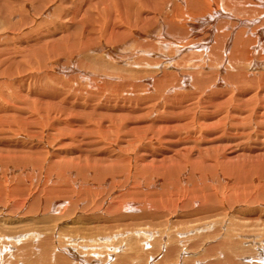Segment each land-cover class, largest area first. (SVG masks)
<instances>
[{
    "label": "rangeland",
    "instance_id": "374dc122",
    "mask_svg": "<svg viewBox=\"0 0 264 264\" xmlns=\"http://www.w3.org/2000/svg\"><path fill=\"white\" fill-rule=\"evenodd\" d=\"M6 1L10 4L7 3V7L3 5V12H5V15H3L4 20L0 19V49H6L4 53L3 51H0V105H3L4 95L5 97L12 98L10 101L11 103L7 101L11 108H16L19 106L18 109L21 108L22 111H26L25 115L27 116H29V113L31 112L32 115L37 114L41 118L47 117V123L58 121V126L59 123L60 125L61 123L64 124V122L65 124L69 123V130L75 129V131L73 130V137L75 139L70 136L67 137L68 135H66L65 139H63V137L57 138V140L53 139L54 142L52 141L49 147H47H51L47 151L54 155L52 160L58 163L52 172L51 183L47 186L52 188L51 185L55 184V193L52 194V197L57 199V201H60V206L55 205L53 209L50 210V212H44V201L47 203L51 202V198H46L45 196L48 195L51 197V193H45L48 187L42 186V179H40L41 177L38 178L37 174H35V177L32 178L33 180L31 182H21V186L19 187H23L22 189L24 193L26 192L25 194H27L23 196V199L28 200V202L26 201V203L21 207L15 206L12 208L16 201L19 199L22 201V198H17V200L15 197L9 196V190L11 187H13V185L16 184L17 180L14 182L11 181L10 183L9 179L11 176L8 175V181L5 182L4 180L3 182V176L0 173V238H2L3 235L9 234L13 236L15 235V237H23L22 239L18 240L11 238L9 241H7V243L6 241H3V244L6 243L7 246V250H3V264L5 263L4 261H6V264L14 263V261L16 262L15 264H29L33 262V256L35 257V254H37L41 249H44L46 245H49V247H45L48 248V250L56 252V254L59 252L53 264H58L59 258L66 259L67 261L71 260L73 263L75 262V264H186V262L187 264H195L194 262H196V264H208L213 263V261L216 262L215 264H220L221 262L229 264V261L234 263L235 260L237 261H235L234 264L240 261V264H244L245 259H249V261L246 260L245 264H257L258 262L256 259L260 258L257 256L264 253L261 252V246L263 245L262 242L264 241V225H261L262 221L254 220L251 224V227L246 228V231H239L237 226L234 224L240 222L241 225H239V227H244V225H242V219H248L257 215V212L255 211L257 210L256 205H258L262 211V216L260 217L261 220L264 218V201H261V198H258V195H256L259 192L256 188L257 186H262L264 189V155L261 156L264 154V150H262V148L264 149V124H262L263 127L261 126L263 129L259 130L258 136H256V125L254 123V120L255 122L258 120L262 121V118L260 117L262 114L258 113L257 117L256 115L252 116L251 122L248 124H246L244 119H242L243 121H237L239 123L236 124V129L230 133V135H236L237 138H235L234 135H232L233 138H231L228 131H219L217 135L211 134L214 135L212 138L210 137L206 140L203 138V141H205L203 142L205 143L204 147L199 148L197 146L196 148L193 140L194 137L195 139H198L199 136H192V139H190L191 141L187 140V137H189V131L192 129L200 132V128H198L196 125V120L201 119L200 115L207 116L211 113L215 114L217 112V106L219 109L224 110L225 102H234L236 95L238 96L240 92H243L246 88H248V91L253 89L247 98H256L251 102L245 100L243 101L244 104L248 103L251 105L252 102H258L260 104V108L263 106L264 81L262 83L263 85L261 82L264 80V74L261 73H264V1L207 0L208 5L207 3L205 7L201 5L203 8L195 4L193 5L191 3H187L189 0H122L124 2L121 0H92L90 3L88 2L89 0ZM129 1L131 2V5L130 3L127 5V2ZM209 2L211 5H209ZM124 4L126 8H124ZM125 9L127 12H123L126 11ZM207 11H209L211 14ZM127 14L128 16H126ZM75 16L79 17L76 18ZM21 17L25 18V21H22ZM17 20H20L21 22H18ZM5 21L14 23L17 27H20L18 26L19 24H23L21 31H9ZM75 28L78 30L75 37H72L71 33H65L64 29L73 30ZM60 29L64 33H61ZM243 36L244 40L242 38ZM43 37H51L52 40L56 37L54 39L56 41L61 37L66 41H75V43H78H74L72 46L71 44L65 46L63 40H61V45L62 42L64 45H62L64 51L61 54H58V56L53 57L51 52L53 50L49 49L50 40H45L47 41L48 50L46 49L44 51V54H42L40 59L44 61V65L42 63L40 64V62L35 57L30 58L31 60L29 61L34 68L35 66H38L42 69L24 70V68L21 70L18 67L16 69L12 68L13 70H10L8 68V65H11L13 61L17 63L19 61L21 63L22 59H20V50L23 49V46L21 45L22 41H26L25 39L28 40L31 38L30 40L36 39L35 42H38L37 39H39V41H43ZM248 40H250L251 43L248 42ZM85 41H88V43H85ZM80 43L82 45H80ZM234 44L237 46L243 44L245 47L244 53L246 54L243 55L244 57L246 56V59L242 57V60L234 61L235 64H233L234 62L229 63L227 60V58H229L230 52H232V48L230 47H233ZM109 51H112L113 54L110 57H107L106 52ZM226 51L227 53L225 54ZM2 56L3 58H1ZM90 56L93 57L92 64H90L92 60ZM42 57H45V60H43ZM46 58H48V61ZM53 58L55 59L53 60ZM86 58L89 59L87 60ZM94 58L101 61V63L97 62V60H94ZM9 61L12 62L10 63ZM94 61L97 62L96 65L94 64ZM104 63L108 64L105 65ZM24 64L26 67H28V62H25ZM222 65L224 66L220 68ZM45 66L47 68H43ZM229 66L232 68H229ZM239 69L243 75L241 77H237L236 75V72ZM46 73L48 74L49 79L46 77V82L44 83L50 85L52 89L56 87V92L59 90L57 94L54 92V100L53 98L51 100V97L48 100L44 99L45 101H40L39 99L38 101H40V105L35 99H31L29 102H27V100L24 102L19 99V102L18 98L14 95L16 94L15 91L12 90H15L17 87L20 93H23V91L25 93H29L30 90L32 91L36 89L35 87L41 86L43 84L42 82L45 80L42 81V75L44 76ZM50 73L52 74L50 75L52 78L49 76ZM230 75L236 76L231 78ZM260 75L263 77L260 78ZM23 77H27L31 80L25 81ZM250 79L253 80L252 84H250ZM214 92H218V95H214ZM256 93L261 94V96H259L260 98H257ZM56 95L57 97H55ZM58 102H60L61 105H58L60 104ZM209 102H212V104ZM222 104H224V107H219ZM22 105L23 107H21ZM230 105L227 109V112L230 108H233L235 105H237V103L234 102V104L231 105L232 107H230ZM59 106L62 107L58 108ZM115 106L117 107L114 108ZM105 107H110L113 111L109 112ZM63 108L64 111L62 113ZM32 110L33 112H36L33 113ZM57 110H59L61 113H59ZM122 110L124 112H122ZM52 111L55 113L52 114ZM37 112L40 113L38 114ZM45 112H51V114L49 115L47 113L45 115ZM176 112H178L179 116L176 114ZM73 113L75 118H73L71 115ZM62 114H65L66 116L64 115V117ZM175 114L178 116H175L177 117L175 120L183 125H174L176 126V132L174 133L173 130L170 129L171 133H173L177 139H179V141H172L176 149H171H173L174 152L179 150L182 153L188 151L189 148L187 147H193V149L190 150V158H187L186 156L183 157L182 155L180 157L181 160H183L182 163L179 158L178 162L180 164L175 163L174 165V161L171 160L174 157V153H166V160L164 159L159 161V150L162 145H165H161V143H163V136L159 133V120L162 122L163 119L171 118ZM99 115H103L101 116L102 118ZM0 118L3 117L0 116ZM66 118L70 122H68ZM106 118L109 119L107 120ZM216 118L219 121L223 120L219 125L231 120L229 114H223V116H218ZM63 119L64 122L60 121ZM2 123L3 121L0 122V124ZM184 123L186 124L184 125ZM240 123L243 124L240 125ZM63 126L64 125H61L59 127L62 129ZM101 126L106 128L109 132L106 129H103ZM37 129L38 127L36 128V132L39 131ZM32 130L34 129L32 128ZM102 132H104L107 137L106 135H103ZM53 133H55V131H53ZM110 133L112 134L111 136ZM23 134L27 135L25 132H23ZM83 134H85V136ZM16 135V133L11 134L13 138H10L14 139V137H17ZM21 138L28 140L27 137ZM80 138H84V140ZM241 139H243L245 142H247L249 139V142L243 143ZM37 140V135L36 138L33 137L32 139L28 140V142L32 145L31 151L33 152L29 154H35L36 150H38L39 147H35L38 143ZM184 141L185 144L182 145V142ZM187 141L190 143H187ZM2 142L3 140L1 139L0 143ZM70 142H74V144H71ZM198 142H201V139H199ZM211 142H214V144L211 145ZM253 143L256 144L253 145ZM219 145L225 149L224 153L221 146ZM207 147H210V150L217 149L218 147V151L222 152L220 153L215 151L213 153H208L206 159H210L212 157V160L211 162L207 161L206 163L213 164V159L216 158L217 163L223 166L224 161H227L226 165H229L227 169L232 168V171L235 173L237 172L235 175L237 176V179L235 177L234 179L231 176H225L220 167H217L215 171L214 168L211 170L209 168L204 169L206 172H212L213 170L216 173V175H213L212 178L209 177V174L201 175L202 173L200 174V172L194 173L195 177L191 178L194 164L200 163V160H205V157L202 159L199 158V155H197L198 151L205 150ZM0 148H2L3 153L9 152L13 149H15V151L18 153L23 151L22 147L17 146L16 148H12L9 146V144H3V146H0ZM52 148L53 150H51ZM171 149L169 150L171 151ZM250 151L252 153H250ZM203 155H205V153H203L202 156ZM244 155L248 156L245 157ZM43 156H45V154H43ZM257 157L259 158L257 159ZM129 158L130 161H134L132 164V169L126 167L130 164V162H127ZM86 159L91 162L87 163L85 161ZM163 161L165 162L162 163ZM168 161H170V163ZM184 161H188L189 163ZM71 162V168L68 166L65 167V169H62V166H66V163ZM93 162H100L96 164L106 168L109 172H112V166L117 162L118 164L115 165L119 167L114 166L118 168L116 175L114 173L112 176L104 177L100 175L99 177L96 174L97 172L93 169V166H91L95 165ZM81 163H83V165L79 166ZM60 164L61 166H59ZM88 164L90 171L87 168ZM166 165L174 166L173 168L176 167L175 173L173 171L174 175L172 173L171 176V174L168 173V177H166L160 172L159 176L153 175V168L159 171L158 168ZM255 165L257 167L256 169ZM84 166L87 167L84 168ZM262 167L263 169H261ZM179 168H183L184 170L182 171ZM128 169L135 171H132V174V172H130ZM217 169H220L219 172H217ZM0 170H2V168H0ZM12 170L15 174L12 177L17 178L19 176V173L16 171L17 169L15 170L12 167L11 171ZM170 171L172 170H169L168 172ZM30 172H32V170L29 169L27 171L25 170L24 173L26 175ZM125 172H127L128 175ZM177 176H179L180 182L183 183L182 186L181 183L179 187L175 185L174 179H176ZM202 176H206L208 178L203 180ZM214 176L220 178L217 179ZM223 176H225V178ZM214 178L215 180L217 179L219 181L221 179L222 181L218 182L216 180V183ZM163 180L166 182L170 181V185L168 183L166 186ZM173 180L174 186L171 183ZM6 183L7 186H5ZM215 183L219 185L216 186L214 185ZM249 184H252V186L250 187ZM164 185L166 187L164 188L166 193H164L162 189ZM242 186H244V188ZM238 187H240V189L242 188L243 191L242 189H238ZM3 188H5V192H3ZM244 189L247 191L245 192ZM88 190H90V192ZM240 191L242 192L239 193ZM233 192H237L234 197ZM18 193H20L22 197V191ZM20 194L18 196H20ZM220 194H222V197H224L222 198ZM208 195L212 197L213 201L215 199L219 200L220 204H218L219 206L217 205V212L211 215L197 212L196 207L204 204ZM238 196L239 198H237ZM256 196L257 199L255 198ZM33 197H35L38 201L34 207L35 209L33 208L30 210L29 204L33 201ZM229 197L234 199V202L232 201L233 203H228L226 201ZM253 197L255 198L254 201L252 199ZM188 199H191L190 202L192 200L194 201V199L195 201L198 200L197 204L192 206L191 203L187 202L189 201ZM236 201H238V203ZM244 202L247 204L244 205ZM234 203H236V207ZM120 204L121 206H119ZM184 204L185 206H188L187 204L191 205H189V208L192 212L189 213H192L191 215H193V217H199L204 214L201 216V220L205 217H209L210 221H212L211 223H217L222 217L220 219L222 224H220V226L215 224L208 225L206 222H191L188 224L190 220L182 218V225H186L184 228H182L183 226L180 225L170 229L169 227H163V230V223L168 222L171 224V222H174V220L176 221L177 219H180L181 212L185 211V209H183ZM248 204H251L250 207ZM111 205L113 208H111L110 212L108 208L111 207ZM118 207L119 209L124 208L122 209V212H120L121 209L119 210ZM221 207L224 208L222 209ZM239 207L242 208L244 214L243 211L240 210L241 208L238 209ZM253 207L255 209H253ZM189 208L186 210L190 211ZM244 208L247 211H245ZM155 210L156 212H154ZM216 214L220 215V217ZM222 214H225V217ZM238 214L240 216H238ZM231 215L233 217H231ZM119 216H122L125 222H116L120 219L118 218ZM148 216H150V218H148ZM108 219H117L114 222L112 221L115 225L111 231L109 230L110 228L107 229L108 224H105L109 221ZM215 219L217 220L215 221ZM96 222H101L103 224L102 227L104 229L98 231L99 233L103 232L100 236H94L95 233H93V229H95L93 227L97 225ZM127 223L134 225V227L130 230L127 228L124 229V226L127 225ZM147 223L152 225L154 223L155 224L154 227L147 228V226H145ZM213 225H215V227H211ZM260 225L263 228H260ZM222 226L223 228L221 229ZM142 227H145L146 229L140 230ZM185 227L186 229H189L187 233L184 234L185 239H183L184 237L182 236V231H185L183 230ZM228 231H231L233 235L230 232L228 235ZM177 234H180V237H175ZM212 235L213 240L211 242ZM226 236L234 237V240L237 242L233 241L234 245H228ZM255 236H261V238L259 239ZM45 237H47V239L49 238L48 241H44ZM197 237H201L203 240ZM219 237L220 239H218ZM219 240L224 241L220 243ZM179 242L181 245H183L180 247V250L184 247V250H181L180 252L177 250L179 249ZM209 242L211 243L210 245H208ZM225 242L226 244H224ZM188 243L191 245L189 246ZM222 243L224 244V247L222 246ZM238 243H240L241 247L237 245ZM174 244H176V246ZM217 244L220 245V249L217 248ZM27 245H32V248L35 247L32 254L29 252ZM231 245L236 247L234 248ZM226 246L228 252L225 254L226 250L224 248ZM24 248L25 250H23ZM236 248H238V250ZM212 249L215 251L218 249V252L216 253L212 251ZM234 249L236 253H233ZM252 250H254V252H249ZM238 251L239 253L242 252L241 256L237 253ZM229 254H232L231 256L233 257L235 256V260L230 257ZM77 255H81L80 258ZM238 255L241 258H245L239 259ZM250 255H252V259ZM212 256H214V259L216 257L218 259L216 258L215 260H211ZM227 256L230 258L229 260H226ZM232 259L233 261H231ZM250 259L252 261H250ZM208 260L209 262H207ZM66 262H64V264H67ZM261 264H264V262H261Z\"/></svg>",
    "mask_w": 264,
    "mask_h": 264
},
{
    "label": "bare ground",
    "instance_id": "6f19581e",
    "mask_svg": "<svg viewBox=\"0 0 264 264\" xmlns=\"http://www.w3.org/2000/svg\"><path fill=\"white\" fill-rule=\"evenodd\" d=\"M10 1V0H9ZM44 1V0H43ZM122 1V0H121ZM124 1H126V0H124ZM124 1H122V2H124ZM143 1V0H142ZM264 1V0H263ZM89 3L90 2H92V0H89L88 1ZM108 2V1H107ZM193 2V3H192ZM215 2V1H214ZM10 4L9 2H7L6 0H0V19H2V20H4L3 19V15H5V12H3V7L4 6H6L7 7V5L8 4ZM84 3V2H83ZM119 3V2H118ZM128 3V4H127ZM126 4L127 5H129V3H130V5H131V2L129 1V2H127ZM159 3V2H158ZM165 3V2H164ZM177 3V2H176ZM187 3H191V4H195V5H197V6H204L205 7V5H206V3H207V0H189V2H187ZM186 3V4H187ZM12 4V3H11ZM42 4V3H41ZM179 4V3H178ZM182 4V3H181ZM252 4V3H251ZM4 5V6H3ZM207 5H208V3H207ZM209 5H211L210 4V2H209ZM212 5H213V3H212ZM259 5V4H258ZM12 6V5H11ZM133 6V5H132ZM189 6H192V5H189ZM201 6V8H203ZM261 6V5H260ZM13 7V6H12ZM22 7V6H21ZM141 7H142V5H141ZM208 7V6H207ZM9 8V7H8ZM15 8V7H14ZM122 8V7H121ZM124 8H126V6H125V4H124ZM190 8V7H189ZM11 9V8H10ZM85 9V8H84ZM208 9H209V7H208ZM13 10V9H12ZM15 10V9H14ZM123 10V9H122ZM126 10V9H125ZM201 10V9H200ZM199 10V11H200ZM210 10V9H209ZM216 10H218V9H216ZM248 10V9H247ZM254 10V9H253ZM29 11V10H28ZM177 11V10H176ZM215 11V10H214ZM8 12V11H7ZM60 12V11H59ZM82 12V11H81ZM123 12H127V10L126 11H123ZM203 12V11H202ZM205 12V11H204ZM208 13H210L209 11H207ZM78 13H79V11H78ZM84 13V12H83ZM214 13V12H213ZM7 14V13H6ZM206 14V13H205ZM211 14V13H210ZM9 15V14H8ZM94 15V14H93ZM182 15V14H181ZM20 16H21V13H20ZM126 16H128V14L126 15ZM171 16V15H170ZM200 16V15H199ZM208 16V15H207ZM206 16V17H207ZM259 16V15H258ZM24 17V16H23ZM76 17V16H75ZM77 17H79V16H77ZM76 17V18H77ZM202 17V16H201ZM10 18H12V17H10ZM81 18H82V16H81ZM211 18V17H210ZM217 18V17H216ZM258 18V17H257ZM21 19H22V21H25V18H22L21 17ZM174 19V18H173ZM209 19V18H208ZM219 19V18H218ZM8 20V19H7ZM194 20V19H193ZM203 20V19H202ZM18 21V20H17ZM20 21V20H19ZM18 21V22H19ZM210 21V20H209ZM4 22V21H3ZM13 22V21H12ZM16 22V21H15ZM21 22V21H20ZM249 23V22H248ZM5 24H6V26H8V30L9 31H21V27H22V25L23 24H19L18 26H20V27H17V26H15L16 24H14V23H11V22H6L5 21ZM69 24V23H68ZM72 24V23H71ZM198 24V23H197ZM254 24V23H253ZM26 25V24H25ZM24 25V26H25ZM215 25V24H214ZM5 26V25H4ZM5 26V27H6ZM145 26V25H144ZM260 26V25H259ZM142 27V26H141ZM217 27V26H216ZM37 29V28H36ZM159 29V28H158ZM244 29V28H243ZM61 30V29H60ZM65 30V33H71V36L72 37H75L76 36V32L78 31L77 30V28H75V29H64ZM72 30V31H71ZM245 30V29H244ZM190 31V30H189ZM246 31V30H245ZM237 32V31H236ZM55 33V32H54ZM61 33H64V32H62V30H61ZM146 33V32H145ZM57 34V33H56ZM110 34V33H109ZM187 34V33H186ZM240 34H242V33H240ZM245 34V33H244ZM243 34V35H244ZM60 35V34H59ZM67 35H70V34H67ZM44 36V35H43ZM53 36V35H52ZM160 36V35H159ZM246 36V35H245ZM54 37V36H53ZM241 37V36H240ZM247 37V36H246ZM48 38H51V37H48ZM47 37H43V41H39V39H37L38 40V42L36 41L35 42V40H30L31 38H29L28 40L27 39H25L26 41H22V44H21V42H20V44L23 46V49L22 50H20V56H21V58L20 59H22V61H21V63L18 61V63L17 62H15V61H11L12 62V64L11 65H8V68L11 70L12 68L14 69H16V68H18L19 67V69H21V70H23L24 68V70H27V69H33V70H39V69H42V68H39L38 66L36 67L35 66V68L31 65V62H29L31 59L30 58H36L39 62H40V64L42 63L43 65H44V61H42V60H40L41 59V56H42V54H44V51L47 49V41H45V40H50V44H49V49H51V50H53V51H51L52 52V56L54 57V56H58V54H61L64 50H63V42H64V44H65V46H68V45H70L71 44V46L72 45H74V43H75V41H66L64 38H59V40L57 39V41L56 40H52V38L51 39H48ZM231 38V37H230ZM243 38V40H244V36L242 37ZM251 38V37H250ZM253 38V37H252ZM42 39V38H41ZM68 39V38H67ZM69 39H70V37H69ZM68 39V40H69ZM71 39H74V38H71ZM167 39V38H166ZM217 39V38H216ZM61 40H63V42H62V45H61ZM154 40V39H153ZM218 40V39H217ZM231 40V39H230ZM251 40V39H250ZM250 40H248V42H250L251 43V41ZM54 41V42H53ZM56 41V42H55ZM91 41V40H90ZM113 41V40H112ZM158 41V40H157ZM231 41H233V40H231ZM88 43V41H85V43ZM214 42V41H213ZM239 42V41H238ZM238 42H237V44H238ZM253 42V41H252ZM76 43H78V42H76ZM75 43V44H76ZM81 43H82V41H81ZM80 43V45H82ZM84 43V44H85ZM168 43V42H167ZM175 43V42H174ZM240 43V42H239ZM242 43V42H241ZM244 43H245V41H244ZM256 43V42H255ZM19 44V45H20ZM83 44V45H84ZM249 44V43H248ZM260 44V43H259ZM20 45V46H21ZM78 45V44H77ZM246 45H247V43H246ZM250 45V44H249ZM254 45V44H253ZM21 46V47H22ZM70 46V47H71ZM222 46V45H221ZM220 46V47H221ZM20 47V48H21ZM219 47V48H220ZM0 48H1V44H0ZM87 48H88V46H87ZM157 48V47H156ZM218 48V47H217ZM230 48H232V52H230V55H229V58H227V60L229 61V63H232V62H234V61H236V60H242V57L243 58H245L243 55L245 54L244 53V49H245V47L243 46V44L242 45H236V44H234L233 45V47H230ZM246 48H247V46H246ZM65 49V48H64ZM72 49V48H71ZM249 49V48H248ZM254 49H255V47H254ZM5 50L6 49H0V51L2 52L3 51V53L5 52ZM48 50V49H47ZM74 50H76V49H74ZM231 50V49H230ZM217 51V50H216ZM253 51H255V50H253ZM0 52V53H1ZM252 52V51H251ZM258 52V51H257ZM107 53V57H110L113 53H112V51H109V52H106ZM227 53V51L225 52V54ZM15 54V53H14ZM13 54V55H14ZM45 54H48V53H45ZM248 54V53H247ZM5 55H7V54H5ZM51 55V54H50ZM246 55V54H245ZM11 56V55H10ZM15 56V55H14ZM70 56V55H69ZM248 56V55H247ZM261 56V55H260ZM45 57H46V55H45ZM44 57V58H45ZM81 57V56H80ZM1 58H3V56L1 57ZM43 57H42V59L43 60H45ZM49 58V57H48ZM48 58H46L47 59V61H48ZM70 58V57H69ZM90 58L92 59L93 57H91L90 56ZM10 59H11V57H10ZM9 59V60H10ZM18 59V58H17ZM50 59V58H49ZM55 58H53V60H54ZM76 59V58H75ZM87 60L89 59V58H86ZM98 59H99V57H98ZM112 59V58H111ZM129 59V58H128ZM127 59V60H128ZM246 59V58H245ZM26 60V61H25ZM35 60V59H34ZM52 60V59H51ZM81 60V59H80ZM94 60H97L96 58H94ZM100 60H102V59H100ZM140 60V59H139ZM28 62V67H26L25 66V62ZM33 61V60H32ZM92 61H93V59L91 60V63L90 64H92ZM223 61V60H222ZM261 61V60H260ZM8 62V61H7ZM10 62V61H9ZM10 62V63H11ZM97 62H100L101 63V61H99V60H97ZM97 62H95L94 61V64L96 65L97 64ZM224 62V61H223ZM9 63V64H10ZM81 63V62H80ZM85 63V62H84ZM212 63V62H211ZM228 63V64H229ZM23 64H24V66H23ZM51 64V63H50ZM105 65H107L108 63H104ZM110 64V63H109ZM223 64V63H222ZM233 64H235V62L233 63ZM27 65V64H26ZM38 65H39V63H38ZM42 65V66H43ZM53 65V64H52ZM102 65V64H101ZM232 65V64H231ZM239 65V64H238ZM51 66V65H50ZM72 66V65H71ZM91 66V65H90ZM103 66V65H102ZM224 65H222V66H220V68L221 67H223ZM52 67V66H51ZM43 68H47L46 66L45 67H43ZM50 68V67H49ZM57 68V67H56ZM103 68H105V67H103ZM229 68H232V67H230L229 66ZM12 69V70H13ZM72 69H74V68H72ZM234 69V68H233ZM20 70V71H21ZM50 70V69H49ZM79 70V69H78ZM98 70V69H97ZM119 70V69H118ZM223 70V69H222ZM231 70V69H230ZM86 71V70H85ZM206 71H207V69H206ZM209 71V70H208ZM24 72H26V71H24ZM228 72V71H227ZM237 72H239V73H237ZM236 72V75H237V77H241V76H243L242 75V73H241V70L239 69L238 71ZM23 73V72H22ZM31 73V72H30ZM215 73H216V71H215ZM13 74V73H12ZM24 74V73H23ZM33 74V73H32ZM35 74V73H34ZM98 74V73H97ZM261 74H264V73H261ZM11 75V74H10ZM36 75V74H35ZM50 75H52L51 73L49 74V76ZM236 75H230V77L232 78L233 76H236ZM26 76V75H25ZM28 76V75H27ZM32 76H34V75H32ZM72 76V75H71ZM264 76V75H263ZM262 76V77H263ZM29 77V76H28ZM31 77V76H30ZM40 77V76H39ZM44 77V78H43ZM48 78V74L46 73L44 76L42 75V81L43 80H45V81H43L42 83V85L41 86H37V87H35L36 89H34V90H30V92L27 94V93H25L24 91H23V93L21 92H19V89H17V87H16V89L14 90H12V91H15V93L16 94H14L15 95V97H17L18 98V100L20 99L21 101H26L27 100V102H29V100H31V99H35V100H39L40 99V101L41 100H44V99H46V100H48L50 97V99L52 100V98H53V100H54V92L57 94V92L59 91H57L56 92V87L54 88V89H52L51 88V86L50 85H48V84H46V83H44V82H46V79L45 78ZM260 78H262L261 77V75L259 76ZM24 78V77H23ZM50 78H52V76H50ZM236 78V77H235ZM33 79H34V77H33ZM40 79H41V77H40ZM49 79V78H48ZM246 79V78H245ZM24 80L25 81H27V80H31V79H29V78H27V77H25L24 78ZM240 80V79H239ZM247 80V79H246ZM36 81V80H35ZM49 81V80H48ZM198 81H200V80H198ZM250 81H251V83L250 84H252V79H250ZM249 81V82H250ZM263 81L264 80H262V82H261V84L263 83ZM24 82V81H23ZM59 82H60V80H59ZM197 82V81H196ZM243 82V81H242ZM246 82V81H245ZM244 82V83H245ZM27 83H29V82H27ZM26 83V84H27ZM34 83H36V82H34ZM219 83V82H218ZM254 83V82H253ZM32 84V83H31ZM33 85V84H32ZM263 85V84H262ZM8 86V85H7ZM11 86V85H10ZM29 86H30V84H29ZM220 86V85H219ZM251 86V85H250ZM261 87V86H260ZM61 89V88H60ZM248 88H246L243 92H240V94L237 96L236 95V99H235V101L234 102H236L237 103V105H235L233 108H230L229 110H228V112H227V109L229 108V105L231 104H234V102H232V101H227V102H225V109L224 110H221V109H219L218 108V106L216 107V109H217V112L215 113V114H213V113H211L210 115H207V116H205V115H200L201 116V119H199V120H196L195 122L197 123L196 125L198 126V128H200V132H197L195 129H192V130H190L189 131V137H187V140H190V139H192V136L194 137V136H199V138L197 139H195V137H194V140H193V142L195 143L194 145L196 146V148H197V146L199 147V148H202V147H204L205 146V143H203V142H205V141H203V138H205V140L206 139H209L210 137L212 138V137H214V135H217V133L220 131V132H226V131H228L229 132V135H230V133H232L233 132V130L234 129H236V127H237V123H239V122H237V121H239V120H242V119H244L245 121H246V124H248V123H250L251 122V118H252V116H254V115H256V117L258 116V113H261L262 115L260 116L261 118H262V121H260V120H258V121H256L255 122V120H254V123H255V125H256V130H255V134H256V136H258V132H259V130H261V129H263L262 127L264 126H262V124H264V103H263V106L260 108L259 107V103L258 102H252V104L251 105H249L248 103L247 104H244V102L243 101H245V100H248L249 102H251L252 100H254L255 98H252V97H250V98H247V97H249V95L251 94V92H252V90H250V91H248L247 90ZM20 94H19V93ZM262 92V91H261ZM14 93V92H13ZM59 93H61V92H59ZM212 94V93H211ZM214 95H218V92H214L213 93ZM255 94V93H254ZM257 94V98L259 97V96H261V94H258V93H256ZM50 95V96H49ZM95 95V94H94ZM213 95V96H214ZM235 95V94H234ZM243 96V97H242ZM55 97H57V95L55 96ZM217 97H219V96H217ZM260 98V97H259ZM264 98V97H263ZM263 98H262V100H263ZM147 99H149V98H147ZM231 99H233V98H231ZM238 99V100H237ZM12 100V98H10V97H5L4 95H3V105H0V116L1 117H3V118H0V122H2L3 121V123L2 124H0V142H1V139L3 140V142L2 143H0V146H3V144H9V146L10 147H12V148H16L17 146H20V147H22L23 148V151L21 152V153H18V152H16L15 151V149H13V150H11V151H9V152H5V153H3V151H2V148H0V168H2V170H0V173L2 174V176H3V182H4V180H5V182H7L8 180H7V178H9L8 177V175H10L11 177H10V179H9V181H10V183H11V181L12 182H14L15 180H17V182H16V184L15 185H13V187H11L10 188V190H9V196L10 197H15L16 199L18 198H22L21 200L22 201H20V199L18 200V201H16V203L12 206V208L13 207H15V206H23L25 203H26V201L28 202V200H26V199H23V196L24 195H27V194H25L24 193V191H23V187L21 188V187H19V186H21V182H31L33 179V177H35V174H37V176H38V178H40V179H42L41 180V183H42V186H47V185H50V183H51V179H52V172H53V170L55 169V167L58 165V163H56V161H53L52 160V157L54 156L52 153L50 154V152L49 151H47L48 149H50V148H47V147H49V145L52 143V141H53V139L54 140H57V138H60V137H63V139H65V136L66 135H68L67 137H72V138H74L73 137V130L75 131V129H73V130H69L70 128V124L68 123H66L65 124V122H64V119L63 120H60V121H63L64 122V124L63 123H61V125H64L63 126V128L61 129L59 126H61L60 125V123H59V126H58V124H57V122H51V123H47V117H45V118H41L40 116H38L37 114L36 115H32V113L30 112L29 114V116H27V115H25L26 114V111H22L21 110V108L20 109H18V107H16V108H11L9 105H8V102L9 103H11L10 101ZM20 100H19V102H20ZM64 100H66V99H64ZM170 100V99H169ZM8 101V102H7ZM40 101H38L39 102V105L41 104L40 103ZM45 101V100H44ZM56 101V100H55ZM70 101V100H69ZM261 101V100H260ZM264 101V100H263ZM262 101V102H263ZM35 102V101H34ZM54 102V101H53ZM65 102V101H64ZM47 103H48V101H47ZM49 103H50V101H49ZM57 103V102H56ZM58 103H60V102H58ZM63 103V102H62ZM71 103V102H70ZM93 103H94V101H93ZM129 103V102H128ZM167 103V102H166ZM184 103V102H183ZM210 103V102H209ZM240 103V104H239ZM261 103V102H260ZM22 104V103H21ZM38 104V103H37ZM52 104V103H51ZM55 104V103H54ZM95 104V103H94ZM98 104V103H97ZM118 104V103H117ZM210 104H212V102L210 103ZM38 105V106H39ZM49 105V104H48ZM53 105V104H52ZM56 105V104H55ZM58 105H61V103L60 104H58ZM65 105V104H64ZM68 105V104H67ZM108 105V104H107ZM230 105V107H232ZM28 106V105H27ZM54 106V105H53ZM63 106V105H62ZM62 106H59L58 108H60V107H62ZM102 106V105H101ZM178 106V105H177ZM21 107H23V105L21 106ZM48 107V106H47ZM46 107V108H47ZM67 107V106H66ZM72 107V106H71ZM89 107V106H88ZM92 107V106H91ZM117 106H115L114 108H116ZM219 107H224V104H222V105H220ZM27 108V107H26ZM69 108V107H68ZM75 108V107H74ZM86 108V107H85ZM109 112H112L113 110H112V108H107V107H105ZM113 108V109H114ZM174 108V107H173ZM29 109H31V108H29ZM33 109V108H32ZM78 109V108H77ZM90 109V108H89ZM100 109H102V108H100ZM188 109V108H187ZM45 110V109H44ZM66 110H67V108H66ZM69 110V109H68ZM132 110V109H131ZM173 110H175V109H173ZM58 112H59V110H57ZM63 111H64V108L62 109V113H63ZM77 111V110H76ZM176 111V110H175ZM32 112H33V110H32ZM36 112V111H35ZM35 112H33V113H35ZM53 112V111H52ZM65 112H67V111H65ZM74 112V111H73ZM107 112V111H106ZM121 112V111H120ZM122 112H124L123 110H122ZM174 112V111H173ZM38 114L40 113V112H37ZM44 113V112H43ZM49 115L51 114V112L49 113V112H47ZM46 112H45V115L47 114ZM55 112H53L52 114H54ZM59 113H61V112H59ZM71 113V112H70ZM70 113H68V114H70ZM81 113H82V110H81ZM175 113V112H174ZM66 114V113H65ZM64 114V115H65ZM78 114V113H77ZM101 114V113H100ZM108 114V113H107ZM176 114L178 115V112H176ZM174 115L173 117H171V118H167V119H163V121L161 122V120H159L160 121V123H159V133L163 136V140H162V142L163 143H161V145L162 144H165V145H162V147L160 148V153H159V161H161V160H166V158H165V154L166 153H174V157L171 159L172 161H174V165H175V163H179L178 162V159L183 155V157L184 156H186L187 158H190V150H192L193 149V147H187V148H189L188 149V151H185V152H180L179 150V152L178 151H173V149H171V148H174V149H176L175 148V145L173 144V142L175 141V140H177V141H179V139H177V137L173 134L174 132H176V126H174V125H178V124H180V122H178V121H176L175 119H177V117L179 116H177V115ZM185 114V113H184ZM223 114H229V116H230V118H231V120L230 121H226V123H223L222 125H219V124H221L222 123V121H219V120H217V118L216 117H218V116H223ZM44 115V116H45ZM48 115V116H49ZM63 114H62V116H64ZM72 116L74 115V113L73 114H71ZM83 115V114H82ZM53 116H55V115H53ZM66 116V115H65ZM64 116V117H65ZM100 116V115H99ZM101 116H103V115H101ZM100 116V117H101ZM108 116V115H107ZM172 116V115H171ZM175 116H177V117H175ZM184 116V115H183ZM81 117V116H80ZM84 117V116H83ZM55 118V117H54ZM60 118V117H59ZM69 118V117H68ZM70 118L72 119V117L70 116ZM73 118H75L74 116H73ZM99 118V117H98ZM102 118V117H101ZM259 118V117H258ZM257 118V119H258ZM51 119V118H50ZM67 119V118H66ZM107 119V118H106ZM109 119V118H108ZM107 119V120H108ZM186 119V118H185ZM222 119V118H221ZM255 119V118H254ZM70 120V119H69ZM95 120V119H94ZM155 120V119H154ZM175 120V121H174ZM227 120V119H226ZM56 121V120H55ZM67 121H68V119H67ZM115 121V120H114ZM114 121H113V123H114ZM118 121V120H117ZM125 121V120H124ZM234 121V122H233ZM243 121V120H242ZM68 122H70V121H68ZM79 122V121H78ZM82 122V121H81ZM109 122H111V121H109ZM116 122V121H115ZM193 122H194V120H193ZM73 123V122H72ZM71 123V124H72ZM96 123V122H95ZM104 123V122H103ZM108 123V122H107ZM112 123V124H113ZM121 123V122H120ZM123 123V122H122ZM81 124V123H80ZM116 124V123H115ZM186 123H184V125H185ZM243 123H240V125H242ZM39 125V126H38ZM78 125V124H77ZM93 125V124H92ZM114 125V124H113ZM154 125V124H153ZM180 125H183V124H180ZM254 125V124H253ZM55 126H56V128H55ZM81 126V125H80ZM84 126V125H83ZM124 126V125H123ZM245 126V125H244ZM262 126V127H261ZM38 127V129L37 130H39L38 132H36V128ZM100 127V126H99ZM102 128H103V126H101ZM115 127V126H114ZM122 127V126H121ZM189 127V126H188ZM32 128L34 129V130H32ZM58 128V129H57ZM79 128V127H78ZM87 128V127H86ZM150 128V127H149ZM57 129V130H56ZM103 129H106V128H103ZM170 129H172L173 130V133H171V131H170ZM83 130V129H82ZM107 130V129H106ZM253 130V129H252ZM53 131H55V133H53ZM72 131V132H71ZM87 131V130H86ZM85 131V132H86ZM104 131V130H103ZM108 131V130H107ZM107 131H106V133H107ZM213 131V132H212ZM23 132H25V134H27V135H24L23 134ZM97 132V131H96ZM109 132V131H108ZM177 132H178V130H177ZM239 132V131H238ZM242 132V131H241ZM261 132V131H260ZM17 134L16 136L17 137H14V139H12L13 137L11 136V134ZM79 133V132H78ZM80 133H81V129H80ZM79 133V134H80ZM83 133V132H82ZM103 133V135H106L104 132H102ZM188 133V132H187ZM235 133V132H234ZM247 133V132H246ZM93 134V133H92ZM108 134V133H107ZM211 134H214V135H211ZM24 135V136H23ZM36 135H37V138H38V143H37V145L35 146V147H39L38 148V150H36V152H35V154H29V153H33L32 151H31V144L28 142V140H30V139H32L33 137L34 138H36ZM74 135H75V133H74ZM84 136H85V134H83ZM112 134L110 133V136H111ZM180 135V134H179ZM223 135V134H222ZM232 135H234V134H232ZM232 135H230V137L231 138H233V136ZM89 136V135H88ZM95 136H97V135H95ZM155 136V135H154ZM238 136V135H237ZM248 136V135H247ZM2 137V138H1ZM6 137V138H5ZM10 137H12V138H10ZM21 137H27V139L28 140H24V139H22ZM91 137V136H90ZM103 137V136H102ZM106 137H107V135H106ZM234 137L235 138H237L236 137V135H234ZM249 137V136H248ZM117 138V137H116ZM216 138V137H215ZM240 138V137H239ZM243 138H246V137H243ZM26 139V138H25ZM75 139V138H74ZM80 139H82V138H80ZM103 139V138H102ZM108 139H109V137H108ZM156 139V138H155ZM199 139H201V142H198L199 141ZM251 139V138H250ZM78 140V139H77ZM82 140H84V138L82 139ZM174 140V141H173ZM233 140V139H232ZM242 141H243V143H248L249 141V139L247 140V142H245L243 139H241ZM70 141H71V139H70ZM160 141V140H159ZM173 141V142H172ZM191 141V140H190ZM208 141V140H207ZM206 141V142H207ZM210 141V140H209ZM212 141V140H211ZM220 141H221V139H220ZM54 142V141H53ZM78 142V141H77ZM79 142H80V140H79ZM85 142V141H84ZM161 142V141H160ZM222 142H223V140H222ZM229 142H231V141H229ZM238 142H239V140H238ZM255 142V141H254ZM71 143V142H70ZM73 144H74V142H72ZM71 143V144H72ZM82 143V142H81ZM87 143V142H86ZM85 143V144H86ZM93 143V142H92ZM179 143V142H178ZM187 143H190L189 141H187ZM234 143H235V141H234ZM70 144V145H71ZM78 144V143H77ZM91 144V143H90ZM100 144V143H99ZM160 144V143H159ZM176 144V143H175ZM185 144V141L184 142H182V145H184ZM207 144V143H206ZM211 145H213L214 144V142H211L210 143ZM220 144H221V142H220ZM256 144V143H255ZM254 143H253V145H255ZM109 145V144H108ZM82 146V145H81ZM168 146V147H167ZM219 146H221V145H219ZM250 146V145H249ZM259 146V145H258ZM160 147V146H159ZM177 147V146H176ZM241 147V146H240ZM178 148V147H177ZM221 148H222V151H223V153L225 152V149L221 146ZM169 149H171V151L169 150ZM186 149V148H185ZM238 149V148H237ZM261 149V148H260ZM43 150H45V151H43ZM51 150H53V148L51 149ZM184 150V149H183ZM199 150V149H198ZM242 150H244V149H242ZM247 150H249V149H247ZM246 150V151H247ZM262 150H264L263 148H262ZM37 151H39V152H37ZM215 151H217V152H220V151H218V147H217V149H213V150H210V147H207V148H205V150H201V151H198V153H197V155H199V158H203V157H205V160H200V163H197V164H194V167L192 168V176H191V178L192 177H195L194 176V173H196V172H200V174L201 175H206V174H209V177H211L212 178V176L213 175H216V173L214 172L215 170H216V168L217 167H220V169L222 170V172L225 174V176H227V177H237V176H235L236 174H237V172L235 173L234 171H232L231 169H227V167L229 166H227L226 164H227V161H224V165L222 166V165H219L218 163H217V159L216 158H214L213 159V164H208V163H206L207 161H209V162H211V160H212V157L210 158V159H206V156H207V154L208 153H213V152H215ZM221 151V152H222ZM258 151V150H257ZM113 152V151H112ZM220 152V153H221ZM179 153V154H178ZM203 153H205V155H203L202 156V154ZM250 153H252L251 151H250ZM43 154H45V156H43ZM236 154V153H235ZM192 155H194V154H192ZM251 155V154H250ZM264 154H262L261 156H263ZM136 156V155H135ZM172 156H173V154H172ZM245 156V155H244ZM246 156H248V155H246ZM245 156V157H246ZM256 156V155H255ZM60 158V157H59ZM259 157H257V159H258ZM134 159V158H133ZM157 159V158H156ZM261 159V158H260ZM122 160V159H121ZM169 160H170V158H169ZM179 160H181V158L179 159ZM248 160V159H247ZM79 161V160H78ZM84 161V160H83ZM87 163H89V162H91V161H89V160H85ZM124 161V160H123ZM158 161V160H157ZM182 161L183 160H181V163H182ZM190 161V160H189ZM204 161V162H203ZM263 161V160H262ZM127 162H130V164L129 165H127L126 167H128V168H131L132 169V164L134 163V161L133 160H131L130 161V158L127 160ZM156 162V161H155ZM165 161H163L162 163H164ZM169 163H170V161H168ZM184 162H187V163H189L188 161H184ZM203 162V163H202ZM260 162V161H259ZM79 163V162H78ZM84 163V162H83ZM83 163H81V165H79V166H82L83 165ZM95 163V165H91V166H93V169L97 172L96 174H97V176H99L100 177V175L101 176H112L114 173H115V175H116V172H117V169L118 168H116V167H119V166H116L115 164H118V162L117 163H115L113 166H112V172H109L106 168H104V167H102V166H100V165H97L96 163H100V162H93V164ZM172 163V162H171ZM186 163V164H187ZM80 164V163H79ZM91 164V163H90ZM120 164V163H119ZM126 164V163H125ZM173 164V163H172ZM180 164V163H179ZM193 164V163H192ZM84 165H85V163H84ZM147 165V164H146ZM150 165V164H149ZM168 165V164H167ZM162 166V167H160V168H158L159 169V171L158 170H156L155 168H153V172H152V170H151V172L153 173V175H156V176H159V172L161 173V174H163V176H166V177H168V173L169 174H171V176H172V173H173V171H174V173H175V170H176V167L175 168H173L174 166ZM178 165V164H177ZM183 165V164H182ZM184 165H185V163H184ZM21 166H22V168H21ZM59 166H61V164L59 165ZM68 166H70V168H71V166H72V162L71 163H66V166H62V169L64 168L65 169V167H68ZM88 166V167H87ZM86 167L89 169V164L87 165ZM90 166V167H91ZM114 166H116V167H114ZM137 166V165H136ZM135 166V167H136ZM181 166V165H180ZM189 166V165H188ZM258 166V165H257ZM14 168L18 173H19V176L17 177V178H14V177H12L13 175H15L14 174V171L12 170L11 171V168ZM20 167V168H19ZM85 166H84V168H86ZM121 167V166H120ZM159 167V166H158ZM179 167V166H178ZM183 167V166H182ZM191 167V166H190ZM231 167V166H230ZM261 167V166H260ZM24 168V169H23ZM84 168H82V169H84ZM184 168V167H183ZM181 169V168H179V169H181L182 171L184 170V169ZM207 168H209L210 170L211 169H213L214 168V171L212 170V172L211 171H209V172H211V173H209L208 171L206 172V170H204V169H207ZM226 168V169H225ZM234 168V167H233ZM257 167H256V165H255V169H256ZM32 170V172H30L29 174H26L25 175V170L27 171V170ZM67 169V168H66ZM92 169V168H91ZM121 169V168H120ZM136 169V168H135ZM148 169V168H147ZM219 169V170H220ZM261 169H263V167L261 168ZM127 170V169H126ZM129 170V169H128ZM169 170H172V171H170V172H168ZM219 170L217 169V172H219ZM89 171H90V169H89ZM130 172H132L133 170H129ZM128 171V172H129ZM135 171V170H134ZM133 171V172H134ZM149 171V170H148ZM236 171V170H235ZM259 171V170H258ZM66 172V171H65ZM74 172V171H73ZM83 172H84V170H83ZM88 172V171H87ZM122 172H123V170H122ZM133 172H132V174H133ZM79 173H81V172H79ZM126 174H127V172H125ZM149 173V172H148ZM174 173H173V175H174ZM189 173V172H188ZM257 173V172H256ZM118 174H119V172H118ZM130 174V173H129ZM58 175V174H57ZM84 175V174H83ZM82 175V176H83ZM128 175V174H127ZM138 175V174H137ZM176 175V174H175ZM178 175H180V174H178ZM211 175V176H210ZM219 175V174H218ZM261 175V174H260ZM62 176V175H61ZM208 176V175H207ZM222 176V175H221ZM225 176H223L224 178H225ZM255 176H257V175H255ZM63 177H64V175H63ZM86 177V176H85ZM96 177V176H95ZM135 177V176H134ZM203 177V180L204 179H206V178H208V177H206V176H202ZM215 177V176H214ZM219 177V176H218ZM241 177V176H240ZM1 178V177H0ZM130 178V177H129ZM174 178V177H173ZM215 178H217V177H215ZM215 178H214V181H216L217 179H219V178H217L216 180H215ZM232 178V179H233ZM234 178V179H235ZM36 179V178H35ZM65 179H66V177H65ZM134 179V178H133ZM137 179V178H136ZM237 179V178H236ZM240 179V178H239ZM263 179V178H262ZM64 180V179H63ZM105 180V179H104ZM175 180V185H177L178 187L180 186V180H179V176H177L176 177V179H174ZM174 180H173V182H171L172 184H173V186H174ZM210 180V179H209ZM227 180V179H226ZM164 181V180H163ZM183 181V180H182ZM211 181H212V179H211ZM218 181V180H217ZM217 181H216V183H217ZM220 181H222L221 179L218 181V182H220ZM165 183L164 184H166V186L168 185V183L170 182H166V181H164ZM200 182V181H199ZM205 182H206V180H205ZM248 182H250V181H248ZM214 184V185H219V184ZM235 183V182H234ZM242 183V182H241ZM9 184V183H8ZM34 184V183H33ZM213 184V183H212ZM211 184V185H212ZM243 184V183H242ZM169 185H170V183H169ZM183 185V183H181V186ZM205 185H207V184H205ZM223 185V184H222ZM221 185V186H222ZM250 185V187L252 186V184H249ZM5 186H7V183H6V185ZM177 186H176V188H177ZM193 186V185H192ZM195 186V185H194ZM233 186H234V184H233ZM48 187V186H47ZM51 187L52 188H47L46 189V194H48V193H51V197L50 196H45L46 198H51V202H49V203H47V202H45L44 201V204H45V206H44V212H50V210H52L53 209V207L56 205H59V202L60 201H57V199H55V198H53L52 197V194H54L55 192H54V190H55V188H56V186H55V184H52L51 185ZM198 187V186H197ZM243 188H244V186H242ZM247 187V186H246ZM35 188V187H34ZM164 188H166L165 187V185H164V187L162 188L163 189V191H164V193H166L165 192V189ZM187 188V187H186ZM211 188V187H210ZM219 188V187H218ZM233 188V187H232ZM257 189H258V194H256V195H258V198H261V201H264V192H263V187L262 186H257L256 187ZM188 189V188H187ZM213 189V188H212ZM221 189H223V188H221ZM235 189V188H234ZM237 189V188H236ZM238 189H240V187H238ZM242 189V188H241ZM240 189V190H241ZM248 189V188H247ZM252 189V188H251ZM26 190V189H25ZM40 190V189H39ZM42 190V189H41ZM179 190V189H178ZM184 190V189H183ZM191 190V189H190ZM248 190H250V189H248ZM20 191H22V197H21V194L20 193H18V192H20ZM89 192H90V190H88ZM192 191V190H191ZM196 191V190H195ZM204 191H205V189H204ZM211 191V190H210ZM232 191V190H231ZM242 191H243V189H242ZM242 191H240L239 193H241ZM244 191H245V189H244ZM247 191V190H246ZM245 191V192H246ZM3 192H5V188H3ZM44 192V191H43ZM217 192H218V190H217ZM222 192V191H221ZM234 192H235V190H234ZM233 192V193H234ZM245 192H243V193H245ZM180 193V192H179ZM227 193V192H226ZM3 194H6V193H3ZM20 194V196H18ZM187 194V193H186ZM208 194V193H207ZM223 194V193H222ZM222 194H220L221 195V197H222ZM237 194V192L236 193H234L233 194V197H234V195H236ZM160 195V194H159ZM219 195V196H220ZM231 195V194H230ZM241 195V194H240ZM243 195V194H242ZM246 195H248V194H246ZM56 196V195H55ZM188 196V195H187ZM190 196V195H189ZM244 196V195H243ZM164 197V196H163ZM224 197V196H223ZM222 197V198H223ZM226 197H227V195H226ZM242 197V196H241ZM250 197V196H249ZM2 198V197H1ZM220 198V197H219ZM218 198V199H219ZM237 198H239V196L237 197ZM256 199H257V196L255 197ZM254 197L252 198L253 199V201H254V199H255ZM162 199V198H161ZM193 199V198H192ZM221 199V198H220ZM251 199V198H250ZM33 201L29 204V209L30 210H32L34 207H35V205H36V203H37V201L38 200H36V198L35 197H33V199H32ZM189 201H187L188 203H191L192 204V206H194V204H197V201H195V199H194V201L192 200L191 202H190V200L191 199H188ZM223 200V199H222ZM234 199L233 198H228L226 201L228 202V203H233L234 201H233ZM238 200V199H237ZM11 201V200H10ZM19 201H20V203H19ZM30 201V200H29ZM221 201V200H220ZM233 201V202H232ZM240 201V200H239ZM257 201V200H256ZM125 202V201H124ZM201 202H204V201H201ZM200 202V203H201ZM225 202V201H224ZM237 203H238V201H236ZM19 203V204H18ZM42 203V202H41ZM258 203V202H257ZM121 204H122V200H121ZM121 204L119 205V206H121ZM218 204H220V202H219V200H217V199H215L214 201H213V199H212V197L210 196V195H208L207 196V200H205V202H204V204H201V206H197L196 208H197V212H199V213H204V214H214V213H216L217 212V205ZM235 204V207H236V203H234ZM240 204V203H239ZM247 204V203H246ZM245 204V202H244V205H246ZM252 204V203H251ZM251 204H248L249 205V207H250V205ZM255 204H256V202H255ZM154 205V204H153ZM188 206H185V204L183 205V209H185V211H183V212H181V217H180V219H177L176 221L174 220V222H171V224H169L168 222L167 223H163V225H162V229L164 230V228L163 227H169V229L170 228H175V227H177V226H180V225H182L183 224V221H182V218H184V219H186V220H190L189 222H188V224H190L191 222H196V223H201V222H206L208 225H211V224H215V225H219L220 226V224H222L221 223V221H220V219L222 218H218V217H216V218H218L219 219V221L217 222V223H211L212 221H210V219H209V217L208 218H206L205 216V218L204 219H202L201 220V216L202 215H204V214H202L201 216H199V217H193V215H191L192 213H189V212H192L191 210H190V208H189V205L190 204H187ZM222 205V204H221ZM264 205V204H263ZM60 206V205H59ZM114 206V205H113ZM191 206V205H190ZM219 206V205H218ZM4 207V206H3ZM52 207V208H51ZM127 207V206H126ZM252 207V206H251ZM111 208H113L112 207V205H111V207H109L108 208V210H110V212H111ZM155 208H157V207H155ZM178 208V207H177ZM189 208V210L190 211H187L186 209H188ZM222 208V207H221ZM224 208V207H223ZM222 208V209H223ZM227 208V207H226ZM241 207H239L238 209H240ZM256 208H257V210H255L256 212H257V215H255V217H251V218H244V219H242V222H243V224L242 225H244V227H242V228H240L239 227V225H241V223L240 222H237V223H235L234 225H236L237 226V228H238V230L240 231H246L247 229L246 228H250L251 227V224H252V222L254 221V220H260V221H262V224L261 225H264V218L261 220V216H262V211L260 210V207H258V205H256ZM22 209V208H21ZM35 209V208H34ZM118 209H119V207H118ZM121 209V211L120 212H122V209H124V208H120ZM119 209V210H120ZM166 209V208H165ZM236 209V208H235ZM245 209V208H244ZM253 209H255L254 207H253ZM262 209V208H261ZM113 210V209H112ZM154 210V209H153ZM174 210V209H173ZM182 210V209H181ZM225 210V209H224ZM224 210H223V212H224ZM240 210H242V208L240 209ZM239 210V211H240ZM116 211H118V210H116ZM164 211V210H163ZM227 211V210H226ZM236 211H238V210H236ZM243 211V210H242ZM242 211H241V214H242ZM245 211H247L246 209H245ZM249 211V210H248ZM252 211V210H251ZM254 211V210H253ZM261 211V212H260ZM66 212V211H65ZM119 212V213H120ZM154 212H156V210L154 211ZM165 212V211H164ZM163 212V213H164ZM196 212V211H195ZM222 212V211H221ZM221 212H219V213H221ZM230 212V211H229ZM250 212V211H249ZM2 213H3V210H2ZM118 213V214H119ZM157 213H158V211H157ZM178 213V212H177ZM239 213V212H238ZM248 213V212H247ZM253 213V212H252ZM264 213V212H263ZM103 214V213H102ZM106 214V213H105ZM195 214V213H194ZM237 214V213H236ZM243 214H244V211H243ZM246 214V213H245ZM99 215H101V214H99ZM121 215V214H120ZM145 215V214H144ZM144 215H142V216H144ZM154 215L156 216V214L154 213ZM178 215V214H177ZM196 215V214H195ZM217 216H219L220 217V215H218V214H216ZM215 215V216H216ZM223 215V214H222ZM225 215V214H224ZM223 215V216H224ZM254 215V214H253ZM105 216V215H104ZM103 216V217H104ZM150 216H152V215H150ZM150 216H148V218H150ZM157 216H159V215H157ZM176 216V215H175ZM213 216V215H212ZM238 216H240L239 214H238ZM93 217V216H92ZM91 217V218H92ZM153 217V216H152ZM177 217V216H176ZM225 217V216H224ZM231 217H233L232 215H231ZM246 217H247V215H246ZM1 218V217H0ZM94 218V217H93ZM109 218V217H108ZM118 218H120L119 220H115V219H113V220H109L108 222H106L105 224H108V226H107V229H109L110 231H111V229H113L114 228V225L115 224H113V222L114 221H116V222H118V221H121V222H125L124 221V218L122 217V216H119ZM146 218V217H145ZM147 218V219H148ZM169 218V217H168ZM167 218V219H168ZM237 218V217H236ZM112 219V218H111ZM121 219H123V220H121ZM158 219V218H157ZM235 219V218H234ZM97 220H98V218H97ZM150 220V219H149ZM163 220V219H162ZM217 219H215V221H216ZM240 220H241V218H240ZM113 221V222H112ZM223 221V220H222ZM75 222V221H74ZM147 222H148V220H147ZM153 222H155V221H153ZM77 223V222H76ZM97 223V225H95L93 228H95V229H93L94 230V232L93 233H95V235L94 236H100V235H102V233L100 234L98 231H101V229H104L103 227H102V223L100 222H96ZM156 223V222H155ZM154 223V224H155ZM224 223H225V221H224ZM223 223V224H224ZM154 224L152 225V224H149V223H147V225H145V226H147V228H152V227H154ZM169 224V225H168ZM187 224V223H186ZM120 225V224H119ZM215 225H213V226H211V227H215ZM233 225V224H232ZM233 225V226H234ZM260 225V228L262 227ZM106 226V225H105ZM140 226V225H139ZM183 226V225H182ZM184 226H186V225H184ZM184 226L182 227V228H184ZM191 226V225H190ZM189 226V227H190ZM207 226V225H206ZM226 226H227V224H226ZM248 226V227H247ZM253 226H255V225H253ZM116 227V226H115ZM134 227V225H131V224H128L127 223V225H125L124 226V229L125 228H127L128 230H130V229H132ZM159 227H160V225H159ZM210 227V226H209ZM235 227V226H234ZM120 228V227H119ZM217 228H220V227H217ZM223 228V226L221 227V229ZM255 228V227H254ZM257 228V227H256ZM263 228V227H262ZM126 229V230H127ZM146 228L145 227H142V228H140V230H145ZM161 229V230H162ZM168 229V228H167ZM181 229V228H180ZM188 229L189 228H187L186 229V227H185V229H183V230H185V231H182L183 232V239H185V233H187V231H188ZM192 229V228H191ZM209 229V228H208ZM216 229V228H215ZM1 230L3 231V229L1 228ZM206 230H207V228H206ZM217 230V229H216ZM1 231V232H2ZM106 231V230H105ZM108 231V230H107ZM114 231V230H113ZM125 231V230H124ZM193 231V230H192ZM200 231V230H199ZM211 231V230H210ZM213 231V230H212ZM222 231V230H221ZM253 231H254V229H253ZM63 232V231H62ZM73 232H75V231H73ZM198 232V231H197ZM229 232L231 233V231H228L227 232V234L229 235ZM107 233V232H106ZM143 233H145V232H143ZM195 233H196V231H195ZM209 233V232H208ZM213 233V232H212ZM234 233V232H233ZM238 233V232H237ZM8 234V233H7ZM90 234H92V233H90ZM181 234V233H180ZM180 234L178 235H176L175 237H180ZM197 234V233H196ZM214 234V233H213ZM216 234V233H215ZM218 234V233H217ZM219 234H221V233H219ZM232 234V233H231ZM192 235V234H191ZM233 235V234H232ZM256 235V234H255ZM258 235V234H257ZM188 236H189V234H188ZM193 236V235H192ZM227 237V244L229 245V244H232V245H234V242H237L236 240H234V237H232V236H226ZM235 237H237V236H235ZM256 237V236H255ZM259 239L261 238V236L259 237V236H257ZM256 237V238H257ZM264 237V236H263ZM262 237V238H263ZM11 238H14V239H22L23 237H20V236H17V237H15V235L13 236V235H3V237L2 238H0V264H3V250L4 249H6L7 250V246H6V243H7V241H9ZM166 238V237H165ZM170 238H171V236H170ZM197 238H201V237H197ZM212 238V239H211ZM211 238H209V239H211V242H212V240H213V235H212V237ZM240 238V237H239ZM255 238V239H256ZM49 239V238H48ZM48 239H47V237H45V239H44V241H48ZM122 239V238H121ZM187 239V238H186ZM194 239V238H193ZM202 239V238H201ZM215 239H216V237H215ZM218 239H220V237L218 238ZM236 239V238H235ZM254 239V238H253ZM162 240V239H161ZM203 240V239H202ZM238 240V239H237ZM251 240V239H250ZM257 240V239H256ZM3 241H6V243L5 244H3ZM165 241V240H164ZM194 241V240H193ZM193 241H192V243H193ZM200 241V240H199ZM205 241V240H204ZM206 241H208V240H206ZM215 241V240H214ZM222 241H224V240H222ZM222 241H220L219 240V242L221 243ZM234 241V242H233ZM259 241H262V240H259ZM136 242V241H135ZM195 242V241H194ZM198 242V241H197ZM218 242V243H219ZM248 242H249V240H248ZM247 242V243H248ZM264 242V241H263ZM262 242V246H261V248H262V250H264L263 248H264V243ZM199 243V242H198ZM197 243V244H198ZM215 243H216V241H215ZM219 243V244H220ZM241 243V242H240ZM240 243H238L237 245H239L240 246ZM250 243V242H249ZM253 243V242H252ZM169 244V243H168ZM189 244V243H188ZM196 244V245H197ZM211 243L209 242L208 243V245H210ZM224 244H226V242L224 243ZM223 243H222V246L224 245ZM175 246H176V244H174ZM179 249H177V250H179V252L181 251V250H184V247L183 248H181V250H180V247H182L183 245H181V243L179 242ZM191 244H189V246H190ZM193 245V244H192ZM203 245H205V244H203ZM218 245V244H217ZM231 245V246H232ZM32 245H27V248H29V252L32 254L33 253V251H34V248L35 247H31ZM188 246V247H189ZM220 245H218L217 246V248L218 249H220V247H219ZM45 247H49V245H46ZM44 247V249H41L37 254H35V257L33 256V262H31V263H29V264H53V262L55 261V259H56V257H57V255H58V253L56 254V252H52V251H50V250H48V248H45ZM195 247V246H194ZM209 247V246H208ZM224 247V246H223ZM223 247H221V248H223ZM232 247H236V246H232ZM241 247V246H240ZM252 247V246H251ZM192 248V247H191ZM190 248V249H191ZM202 248V247H201ZM205 248V247H204ZM206 248H207V246H206ZM212 248V247H211ZM227 248V246L224 248L226 251H225V254L228 252L227 250L228 249H226ZM259 248H260V246H259ZM167 249V248H166ZM213 249H215V248H213ZM212 249V251H214V252H218L217 250L215 251V250H213ZM237 250H238V248H236ZM243 249V248H242ZM5 250V251H6ZM23 250H25V248L23 249ZM130 250V249H129ZM223 250V249H222ZM221 250V251H222ZM259 250V249H258ZM261 250V252H264V251H262ZM27 251V250H26ZM82 251V250H81ZM175 251V250H174ZM197 251V250H196ZM220 251V250H219ZM242 251V250H241ZM245 251V250H244ZM243 251V252H244ZM178 252V251H177ZM210 252V251H209ZM236 253V251H235V249H234V251H233V253ZM246 252V251H245ZM249 252H254V250H252V251H249ZM258 252V251H257ZM8 253V252H7ZM162 253V252H161ZM175 253V252H174ZM173 253V254H174ZM200 253V252H199ZM215 253V254H216ZM230 253V252H229ZM238 254H240V256H241V254H242V252L241 253H239V251L237 252ZM259 253V252H258ZM60 254H61V252H60ZM79 254V253H78ZM205 254H206V252H205ZM208 254V253H207ZM211 254H212V252H211ZM211 254H210V256H211ZM219 254V253H218ZM217 254V255H218ZM244 254V253H243ZM251 254V253H250ZM124 255V254H123ZM175 255V254H174ZM179 255V254H178ZM202 255V254H201ZM213 255V254H212ZM230 255V257H232L233 259H234V257L233 256H231L232 254H229ZM258 255V254H257ZM256 255V256H257ZM260 255V256H259ZM257 257H260V258H257L256 259V261L258 262H256L257 264H261V262L263 263L264 262V253H262V254H259ZM50 256V257H49ZM60 256V255H59ZM58 256V257H59ZM64 256V255H63ZM78 256V255H77ZM81 256V255H80ZM80 256H78L79 258H80ZM208 256V255H207ZM219 256H220V254H219ZM239 256V255H238ZM237 256V257H238ZM239 256V259H244L245 257H240ZM248 256V255H247ZM246 256V257H247ZM252 255H250V257H251ZM255 256V255H254ZM61 257H62V255H61ZM93 257H95V256H93ZM192 257V256H191ZM197 257V256H196ZM199 257V256H198ZM213 257V258H212ZM211 257V260L213 259V260H215L214 259V256H212ZM249 257V258H250ZM63 258V257H62ZM78 258V259H79ZM179 258H180V256H179ZM187 258V257H186ZM200 258V257H199ZM206 258H208V257H206ZM189 259V258H188ZM194 259V258H193ZM210 259V258H209ZM218 259V258H217ZM230 258L227 256L226 257V260H229ZM233 259L231 260V261H233ZM239 259H238V261H239ZM251 259H252V257H251ZM250 259V261H252ZM53 260V261H52ZM77 260V259H76ZM168 260V259H167ZM183 260V259H182ZM224 260V259H223ZM235 260V259H234ZM246 260L247 261H249V259H245V263H246ZM67 260L66 259H60L59 258V260H58V262L60 263V264H64V262H66ZM184 261H185V259H184ZM187 261V260H186ZM190 261V260H189ZM197 261V260H196ZM217 261H221V260H217ZM225 261V260H224ZM235 261H237V260H235ZM235 261H234V263H235ZM5 263L4 264H6V261H4ZM207 262H209V260L207 261ZM212 262V261H211ZM226 262V261H225ZM255 262V261H254ZM16 262L14 261V263H10V264H15ZM58 263V264H59ZM67 264H75V262L73 263L71 260H69V261H67L66 262ZM93 263V262H92ZM182 263V262H181ZM195 264H196V262H194ZM206 263V262H205ZM216 262H214L213 261V263H208V264H215ZM233 263V262H232ZM230 261H229V264H232ZM233 263V264H234ZM241 263V261L240 262H236V264H240ZM244 263V264H245ZM249 263V262H248ZM55 264V263H54ZM57 264V263H56ZM186 264H187V262H186ZM190 264V263H189ZM191 264H193V263H191ZM198 264V263H197ZM204 264V263H203ZM219 264V263H218ZM220 264H227V263H223V262H221Z\"/></svg>",
    "mask_w": 264,
    "mask_h": 264
}]
</instances>
